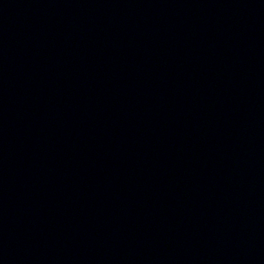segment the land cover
<instances>
[{
  "label": "water",
  "instance_id": "obj_1",
  "mask_svg": "<svg viewBox=\"0 0 264 264\" xmlns=\"http://www.w3.org/2000/svg\"><path fill=\"white\" fill-rule=\"evenodd\" d=\"M0 264H264V0H0Z\"/></svg>",
  "mask_w": 264,
  "mask_h": 264
}]
</instances>
